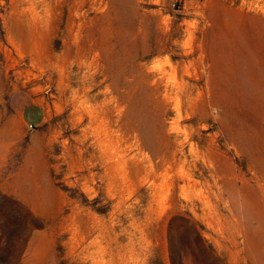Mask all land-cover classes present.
<instances>
[{
    "label": "rangeland",
    "instance_id": "1",
    "mask_svg": "<svg viewBox=\"0 0 264 264\" xmlns=\"http://www.w3.org/2000/svg\"><path fill=\"white\" fill-rule=\"evenodd\" d=\"M264 264V0H0V264Z\"/></svg>",
    "mask_w": 264,
    "mask_h": 264
},
{
    "label": "trees",
    "instance_id": "2",
    "mask_svg": "<svg viewBox=\"0 0 264 264\" xmlns=\"http://www.w3.org/2000/svg\"><path fill=\"white\" fill-rule=\"evenodd\" d=\"M172 262H173V264H176L175 263V257H174V253L172 252Z\"/></svg>",
    "mask_w": 264,
    "mask_h": 264
}]
</instances>
